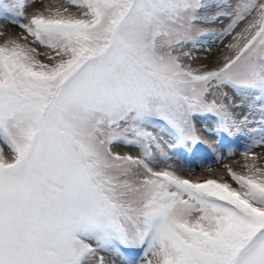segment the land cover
<instances>
[{
  "label": "snow or ice",
  "instance_id": "1",
  "mask_svg": "<svg viewBox=\"0 0 264 264\" xmlns=\"http://www.w3.org/2000/svg\"><path fill=\"white\" fill-rule=\"evenodd\" d=\"M0 20V264H264V0H0ZM198 121L245 141L239 170H176Z\"/></svg>",
  "mask_w": 264,
  "mask_h": 264
},
{
  "label": "rangeland",
  "instance_id": "2",
  "mask_svg": "<svg viewBox=\"0 0 264 264\" xmlns=\"http://www.w3.org/2000/svg\"><path fill=\"white\" fill-rule=\"evenodd\" d=\"M6 22L0 20V25H5ZM11 32H17L19 29L7 25ZM196 55L203 57L205 53L200 51ZM202 62V61H201ZM213 125L211 122L198 121L197 130L203 140L206 141L200 148L197 149L195 154L181 153L178 157L174 158L171 163L176 170L189 178H195L200 176L209 175L208 169L211 168L214 171H219L222 168L223 163H231L236 170H239V166L235 163L238 160H242L240 151L237 149V144L243 146L244 140H239L236 143L231 141L221 140L220 138L210 135L206 129H211ZM247 131L243 132V135H247ZM233 150L234 155H230L229 151ZM121 152L127 151V149H120ZM257 153L264 151V149H256ZM134 154V153H133ZM218 157H222V161L218 160ZM191 168L192 171H188ZM115 264H123L121 259H116Z\"/></svg>",
  "mask_w": 264,
  "mask_h": 264
}]
</instances>
